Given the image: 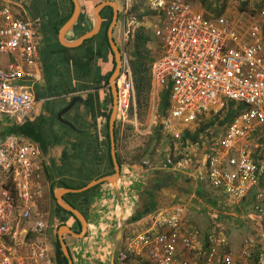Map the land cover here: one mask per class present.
Returning <instances> with one entry per match:
<instances>
[{
  "label": "built area",
  "instance_id": "1",
  "mask_svg": "<svg viewBox=\"0 0 264 264\" xmlns=\"http://www.w3.org/2000/svg\"><path fill=\"white\" fill-rule=\"evenodd\" d=\"M240 1L260 2L263 7L245 25L224 15L206 17L194 8L193 0H148L158 17L154 35L159 49L151 78L157 86L169 87L163 130L178 138L179 126L215 115L224 101L246 104L223 134L210 139L202 169L193 171L196 180L207 181L230 207L242 202L264 173V155L254 161L250 149L252 133L264 128V0ZM124 14L121 66L115 82L117 117L126 122L135 101L126 44L140 21L128 7ZM38 54L33 22L7 3L0 4V264H54L45 213L37 206L44 188L40 152L35 143L2 132L11 119L30 116L36 102L30 87H16L22 74L20 63L4 60L18 55L23 62L36 64ZM164 163L175 164L170 157ZM141 164L151 166L145 159ZM186 211L185 204L157 210L152 229L128 235L117 251L119 263L146 256L149 264H211L216 256L213 246L203 252L202 263L178 254L179 247L182 252L192 250L197 235L183 228ZM245 216L264 229V185L257 188L252 210ZM207 239L210 244L220 241L214 233ZM232 257L221 261L245 264ZM259 262L264 263V253H259Z\"/></svg>",
  "mask_w": 264,
  "mask_h": 264
},
{
  "label": "crops",
  "instance_id": "2",
  "mask_svg": "<svg viewBox=\"0 0 264 264\" xmlns=\"http://www.w3.org/2000/svg\"><path fill=\"white\" fill-rule=\"evenodd\" d=\"M79 2L81 5L82 0ZM98 2V4L107 3L105 6L111 7L112 16L115 15L112 37L120 50V54L121 31L126 21L125 7H128L130 12L137 17L140 25L151 28V31H154V27L158 23V17L150 9L148 0H129L126 4L124 0H98ZM4 3L11 6L13 11L23 14L24 17L33 22L35 38L39 47L36 64H27L20 60L18 55L7 56L4 60V62L9 60L20 63L22 74L18 77L16 87L20 89L30 87L36 102L30 116L21 121L11 119L3 126L12 127V133L16 134L22 141L35 143L40 152L44 188L42 196L37 201L38 209L45 213L47 221L53 204H58L57 190L62 188L56 185V181L65 177L73 179V173L79 171L83 166L81 159L77 156L73 158L71 164L64 162L72 158L79 141L70 136L67 130L61 126V124L67 125L62 123L57 116L73 98L78 97L79 99H76L73 105L62 114V118L75 126L76 130L67 126L70 130L88 136L87 141L92 146L88 153L83 154L84 163L93 164V171L99 174L96 179L105 178L100 182V189L91 198L88 213L86 216L84 215L87 226L82 237H76L68 232H63L60 236L58 230L61 226L55 230L53 226L49 227L47 221L46 233L48 239L53 241L54 264H57L55 241L57 239L59 243V236L64 240V234H69L72 238L70 252L74 264H111L113 261L115 264H122L117 259V251L124 247L128 235L152 229L154 227L153 216L156 211L174 204L187 206L183 228L197 233L192 250L182 252V247L178 248L180 256L202 263L204 261L203 252L213 246L216 248V256L211 264H223L221 258L227 255L233 256L245 264H252L251 253L257 244L262 245L260 251L264 253V235L261 233L264 232V229L255 224L250 217L245 216L247 212L252 210L254 194L262 184L253 187L239 204L232 207L225 206L226 198L222 194L220 195L207 181L201 182L195 179L193 171L202 169L205 159L210 153L207 144L198 146V144H192L186 140L185 145L182 142V145L185 146L182 148L183 156L173 160L174 153L171 146L169 147L167 138L180 141L181 134L185 129L183 124L179 126L181 130L176 129V132L180 133L178 138H174L169 132L164 131L159 146L160 151H164V156L149 160L150 167L144 166L141 164V161L145 159L142 158L143 154L142 156L139 154L132 156L131 154L136 146L148 148L150 141L147 140L142 144L132 140L129 145V140H125L126 134H124L128 128H138L139 119L135 101L132 102V109L129 112L131 117L126 122L118 120L117 107L115 106L113 136L119 174L117 178L110 180L109 178L115 172V165L112 161L111 148L109 152L112 166L107 159V144L109 143L111 146L109 122L117 98L116 100L113 98L110 85L111 75L107 84L101 78L110 70L109 59L98 58L93 60L90 68H88L89 73L84 75L83 68H78L79 65L73 64L71 60L81 62L85 60L83 43L87 39L81 44L65 45L59 38V31L65 22L58 29L57 34H54L51 27L48 26L47 19H45L46 13L42 15L41 8L43 6L37 12V7L32 3V0H0V4ZM112 3L115 4V7L109 5ZM193 5L197 11L206 17L224 15L236 22L240 20L244 25L253 16L245 18L243 15L246 10L249 9L256 13L255 8L263 9L260 2L252 3L240 0H193ZM92 9L89 15L90 29L79 34L75 33L74 30L78 31L81 26L78 29H72L80 17L81 9L77 21L63 35V40L66 43L75 41L92 29ZM153 20L155 23L154 26H151ZM153 39L154 42L158 43L154 33ZM147 47L152 48L149 43ZM35 75L38 79L35 78ZM93 79L95 82H91ZM151 87L150 95L153 98L157 92L160 94L163 89L168 88L167 86H157L152 78ZM107 113L109 114L108 123L105 117ZM72 120L84 126L86 131L77 129ZM128 122L130 124L124 130V125ZM160 124H162V117ZM106 128H108L107 131ZM155 128L153 131L156 130ZM163 146L166 147L163 148ZM174 148L176 147L174 146ZM166 157L172 158L175 164H165ZM51 191L54 199L51 196ZM72 221L70 219L66 226L69 227ZM249 228H256L260 232L259 234H246L249 232ZM239 231L243 232V236L242 241L240 240L238 243L232 236H235ZM210 233H214L220 241L210 244L207 239ZM124 264L149 263L146 256H142L139 258L132 257Z\"/></svg>",
  "mask_w": 264,
  "mask_h": 264
},
{
  "label": "trees",
  "instance_id": "3",
  "mask_svg": "<svg viewBox=\"0 0 264 264\" xmlns=\"http://www.w3.org/2000/svg\"><path fill=\"white\" fill-rule=\"evenodd\" d=\"M32 3L36 5L37 12L40 10V7L43 6V8H41V11H43L42 15L46 13L45 19H47L48 26L51 27V30L54 34H57L58 29L70 17L73 11V3L71 0H32ZM98 3V0H82V12L77 23L73 25L72 29H78L79 26H81V28L78 29V31L74 30L75 33H83L90 29V11ZM100 13L103 19L100 31L83 43V56L85 60L82 62L73 60L71 61L73 62V64L79 65L78 68L82 67L84 75H86L89 73L88 68H90L91 62L93 60H96L98 58H108L110 61V70L107 72V74L101 77L107 84L108 78L115 68L113 52L109 46L107 37V29L112 19L111 7L105 6L101 9ZM153 33L154 31H151V28H146L145 26L140 25L135 28L132 36L130 37V40L126 44V50L129 57V65L135 92V106L138 115L143 114L147 110L150 102V92L152 88L151 65L157 52H153L150 48L147 47V44L154 41ZM91 82H95L94 79L91 80ZM168 97L169 87L163 89L159 94L158 109L161 113V117L166 114V111L169 107ZM245 108L246 104H243L241 102H234L231 100L224 101L222 108L217 113H215V115L209 114L210 117L205 119V122L199 123V126L193 132L188 129L184 130V132L181 134V141L183 142V145H185L186 140H188L192 144H198V146L207 144L210 147V139L215 138L216 135L218 136L220 134H223L232 120L236 117V115L242 112ZM130 109H132V107ZM105 117L106 122L108 123L109 114L107 113ZM72 122L76 125L77 129L85 130L84 126L79 125L76 121L72 120ZM61 126L65 130H67L70 136L75 137L79 141V144L74 149V155L72 156V158L64 162L71 164L73 158L77 156L79 157V159H81V164L83 166L79 171L73 173V179L66 177L60 178L56 181V185L71 189L81 188L85 186L89 181L99 177V174L92 169L93 164L88 165L84 163L83 154H86L91 150L92 144L87 141L88 136L79 134L78 131H72L63 124H61ZM155 129L156 130L154 131V133L156 134V140L157 142H159L161 138V132L163 130L162 124L159 123L157 125V128ZM2 130L3 133L13 132V128L8 126L3 127ZM107 130L108 128H106V131ZM255 138H257V140ZM250 141L254 143L257 142V147L251 156L255 161L257 158L264 155V153L262 154L259 152L261 150L264 151V128H259L255 132H253L250 137ZM109 151L110 145L108 143L107 159L109 161V164L112 166L110 162L111 156ZM179 157L180 156L172 158L175 161ZM259 184H264V173L259 177ZM100 185L101 183H98L81 192H67L63 195V199L86 216L89 210L91 198L100 189ZM51 196L53 198L52 191ZM70 219H72L73 221L70 223L69 227L75 233H79L81 231V225L78 219L70 211L65 210L55 203L52 206V210L49 217L47 218V221L49 227L53 226L56 230L58 227L66 225ZM71 239L72 238L69 234H64V240L69 252L72 245ZM261 246V244H257L253 249L251 253V258L253 259V262H251L252 264L260 263L259 253L262 252L260 251ZM55 252L57 264H67L66 258L61 254V249L57 239L55 241Z\"/></svg>",
  "mask_w": 264,
  "mask_h": 264
},
{
  "label": "water",
  "instance_id": "4",
  "mask_svg": "<svg viewBox=\"0 0 264 264\" xmlns=\"http://www.w3.org/2000/svg\"><path fill=\"white\" fill-rule=\"evenodd\" d=\"M72 3H73V11L70 15V17L65 21V23L62 25L60 31H59V38L60 40L65 44V45H68V46H71V45H77V44H81L84 40L92 37L93 35H95L99 30H100V27H101V23H102V18H101V15H100V10L102 9V7H104L105 5H107V3L105 2H102L98 5H96L93 9H92V15H93V27L90 31H88L87 33L83 34L82 36H80L79 38H77L75 41L73 42H70V43H66L64 40H63V35L64 33L72 27V25L77 21L78 17H79V14H80V11H81V5H80V2L79 0H71ZM109 5H112L115 7V4L112 3V4H109ZM115 15L112 16V20L108 26V29H107V37H108V43H109V46L113 52V56H114V60H115V69L113 71V73L111 74V77H110V85L112 87V93H113V98L114 100H116L117 98V91H116V85H115V80H116V77L118 75V72H119V69H120V66H121V54H120V50L119 48L117 47L113 37H112V30H113V27H114V23H115ZM76 99H79L78 97L76 98H73L72 101L66 105L59 113H58V119L66 124L67 126H69L71 129L73 130H76L75 126L69 122L68 120H65L62 118V114L68 110L72 105L73 103L75 102ZM116 104V101L114 103V106H113V111L112 114H111V117H110V133H111V155H112V161H113V164L115 165L114 169H115V172L113 174V176L111 178H109L110 180H113L115 178H117L118 174H119V164H117V161L115 159L116 157V154H115V141H114V120H115V105ZM105 179V178H104ZM104 179H96V180H92L90 181L89 183H87L85 186L79 188V189H70V188H60L57 190V193H56V199H57V203L59 206H61L62 208H64L65 210H68L70 211L79 221L80 225H81V231L79 233H75L73 232L68 226L66 225H63L59 228L58 230V233L60 234V236H62L63 232H68V233H71L73 234L74 236L76 237H82L84 234H85V231H86V226H87V222H86V218L84 217V215L76 208H74L73 206H71L70 204L66 203L63 198H62V195L64 193H67V192H81V191H84V190H87L89 189L90 187L94 186L95 184H98L100 182H102ZM59 236V246H60V249H61V254L62 256H64L67 260V264H74L73 262V259L70 255V252L67 248V245L65 243V241L63 240L62 237ZM111 264H115V262L113 261Z\"/></svg>",
  "mask_w": 264,
  "mask_h": 264
},
{
  "label": "rangeland",
  "instance_id": "5",
  "mask_svg": "<svg viewBox=\"0 0 264 264\" xmlns=\"http://www.w3.org/2000/svg\"><path fill=\"white\" fill-rule=\"evenodd\" d=\"M252 3H258V2H252ZM256 7V6H255ZM149 9V8H148ZM252 9V8H250ZM259 8H255L256 10V13H253L251 10H246L245 14L243 16L246 17H249V16H257L258 14H260V11H261V8L258 10ZM258 12V13H257ZM154 15H156V13H154ZM154 22L152 23L151 26H154V23H155V20H153ZM155 41V40H154ZM152 42V43H149L151 45V50L153 52H157L158 49H159V46H158V43L156 42ZM158 102H159V93L157 92V94L155 95V98H153L151 95H150V102H149V106L147 108V110L143 113V114H139L137 115L139 121H138V128H128V130H125L127 129V125H129L130 123L128 122L127 124L124 125V134H126V138L125 140H129V145H130V141H137V142H146L147 140L150 141L149 143V147L148 148H143L142 146H136L135 150H133L134 152H132V156L134 155H141L142 154L144 155L142 158H145V160H152L153 158H158L159 156L162 157L164 156V151L162 152V150L160 151V140L159 142H157L156 140V134L154 133V128L156 127L157 128V125L160 123V118H161V113L159 112V109H158ZM131 116L128 117V119L130 118ZM208 117H210V115H205V116H201L199 117L194 123H191V124H188L185 128L190 130L191 132H193L198 126H199V123L201 122H205ZM200 121V122H199ZM130 127V126H129ZM122 129V130H123ZM163 136V132H161V138ZM160 138V139H161ZM258 138V136H257ZM257 138H255L257 140ZM168 143H169V147L171 146L172 148V151L174 153V157H182L183 156V149L185 146L182 145V141L176 139H168ZM167 143V144H168ZM144 144V143H142ZM159 144V145H157ZM175 144V145H174ZM173 145V146H172ZM174 146L176 148H174ZM141 147V148H140ZM166 146H163V148H165ZM257 147V142H252L250 141V149L252 151V153L255 151ZM260 153H264V151H259ZM161 153V154H160ZM149 158V159H148ZM144 160V159H143ZM260 231H258L256 228H249V232L246 233V234H259ZM262 235H264V232H261ZM242 236H243V232L242 231H239L235 234V236H232L233 239L236 241V242H240V240L242 241ZM264 241V240H263ZM236 243V244H238ZM240 246H241V243H240Z\"/></svg>",
  "mask_w": 264,
  "mask_h": 264
}]
</instances>
